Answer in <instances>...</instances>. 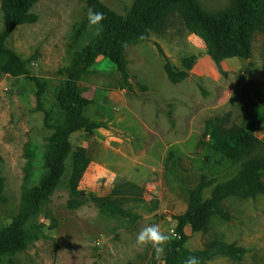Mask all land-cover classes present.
<instances>
[{"label": "rangeland", "instance_id": "374dc122", "mask_svg": "<svg viewBox=\"0 0 264 264\" xmlns=\"http://www.w3.org/2000/svg\"><path fill=\"white\" fill-rule=\"evenodd\" d=\"M101 1L119 14L135 2ZM196 1L207 13L234 4ZM89 8L88 0H37L31 11L38 18L17 25L6 39L44 92L39 104L34 81L0 69V227L20 214L25 191L47 174L51 126L64 121L57 101L65 80L60 69L99 33V26L88 22ZM3 26L0 0V32ZM124 52L127 78L100 56L80 81L85 114L97 127L71 134L65 172L27 225L32 231L27 249L1 257L0 264H165L167 243L157 258L151 245L136 243V234L158 225L178 239L176 217L188 210L196 191L206 199L214 185L242 168L213 148L209 120L219 117L224 125L252 131L264 152V29L253 33L249 57L216 62L178 9ZM192 55L189 68L183 59ZM167 60L187 76L173 83ZM78 147L90 165L75 181ZM223 206L227 215L213 214L203 230L185 226L186 250L200 264H264V193L230 195ZM210 242L231 244L242 253L201 254Z\"/></svg>", "mask_w": 264, "mask_h": 264}, {"label": "trees", "instance_id": "16d2710c", "mask_svg": "<svg viewBox=\"0 0 264 264\" xmlns=\"http://www.w3.org/2000/svg\"><path fill=\"white\" fill-rule=\"evenodd\" d=\"M36 1L1 0L4 26L0 32V69L15 76L26 75L34 81L40 104L44 92L43 83L38 77L30 75L26 61L5 44L17 25L38 18L31 11ZM88 4L93 11L103 14L98 36L76 52L69 66L60 69L65 80L58 92L57 101L64 111V121L51 126L54 131L49 138L45 158L46 176L39 185L25 191L20 214L8 225L0 227V258L27 249L32 238V231L27 225L38 216L42 204L50 199L65 172V161L73 150L69 139L71 134L97 127L85 114L80 81L100 56L108 58L116 65L122 77L127 78L126 46L148 38L153 30L165 23L171 12L178 9L182 11L187 26L205 39L209 53L216 62L234 56L249 57L253 33L264 29V0H234L231 9L217 13L202 11L196 0H135L125 14L115 12L101 0H88ZM194 60L195 56L192 55L185 57L183 62L190 68ZM165 71L173 83H178L188 74L186 70H178L169 60L165 63ZM45 123L48 125L46 119ZM208 125L213 148L224 157L243 163L242 168L232 178L214 185L208 198L201 199L200 191H196L188 210L176 217L180 238L167 242L165 264H183L186 258L193 255L184 247L187 239L184 230L186 225H190L194 231L203 230L213 214L227 215L223 206L226 197L264 193V152L261 140L252 131L239 125H224L219 117L209 120ZM89 165L88 154L78 147L74 153L73 179H80ZM1 190L0 178V199ZM53 227L54 222L51 224ZM215 253L239 256L242 249L222 242H210L201 252L207 256Z\"/></svg>", "mask_w": 264, "mask_h": 264}, {"label": "clouds", "instance_id": "9594fccd", "mask_svg": "<svg viewBox=\"0 0 264 264\" xmlns=\"http://www.w3.org/2000/svg\"><path fill=\"white\" fill-rule=\"evenodd\" d=\"M87 18L90 25L99 26L100 21L103 19V14L89 8ZM169 240L170 236L162 233L158 225L146 226L136 234V243L140 246L151 245L157 258L163 253L164 245ZM183 264H200V261L196 256H189L184 260Z\"/></svg>", "mask_w": 264, "mask_h": 264}, {"label": "built area", "instance_id": "2783aa9c", "mask_svg": "<svg viewBox=\"0 0 264 264\" xmlns=\"http://www.w3.org/2000/svg\"><path fill=\"white\" fill-rule=\"evenodd\" d=\"M173 233H174L175 236L180 238V233L179 232L177 233L176 231H173Z\"/></svg>", "mask_w": 264, "mask_h": 264}]
</instances>
